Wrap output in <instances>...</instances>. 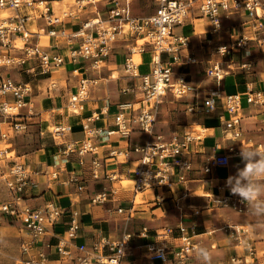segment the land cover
<instances>
[{
	"label": "built area",
	"instance_id": "built-area-1",
	"mask_svg": "<svg viewBox=\"0 0 264 264\" xmlns=\"http://www.w3.org/2000/svg\"><path fill=\"white\" fill-rule=\"evenodd\" d=\"M97 1L72 0L57 9L47 0H0V67L5 66L7 70L18 68L30 74H47L61 66L67 58L74 63L87 62L90 69L98 72L118 38L130 35L133 39H141L137 49L139 53L149 52L150 70L139 76V100L117 103V111L112 115L114 129L95 126L96 114L85 118L81 122L83 137L65 142L63 154L68 156L76 153L80 165L88 159L87 169L91 178L109 181V187L90 197L91 203H104L108 193H115L116 189L124 186L123 181L129 180L135 193L151 191L156 206H161L167 199L163 196L165 192L169 193L167 197L174 198V193L181 185L179 197L174 198L177 205L179 198L187 196L186 185L194 170V158L202 153L203 135L201 131L185 129L180 135L174 134L167 139L161 134H154V122L161 116L159 106L187 98L190 99L189 103L184 102L187 103L188 112H209L219 104L223 110L220 124L224 137L232 141L241 138L242 95L238 92L226 93L223 79L235 70L250 69L252 62L248 58L252 46L264 50V0H154L153 12L142 16L132 14L131 0H109L103 16L96 5ZM90 11L94 12V16H88ZM82 13L87 17L82 19ZM235 13L243 14L246 20L236 30L233 26L230 28L226 41L210 46L212 56L205 74L211 84L201 88L189 80L186 70L180 68L197 61L190 54L182 59L180 51L189 48L190 38L176 32L175 27L182 25L188 18L201 17L208 21L209 33L215 34L222 30L223 19ZM75 20L77 26L73 27ZM42 39H46V42H42ZM206 44L209 45V40ZM221 48L224 50L220 51ZM133 52L131 47L130 54L125 57L124 68L130 76H138V63H134L131 58ZM234 53L239 58L235 59ZM163 54L167 55L166 59H163ZM3 71L0 70V111L11 118V129L19 132L26 128V123L23 119L18 121L16 116L20 115L21 108H29L28 97L32 85L30 81L16 80ZM91 82L92 79L87 77L80 78L76 90L68 98L69 112L77 113L83 108ZM203 91L206 95H203ZM242 94L247 103L264 106V92L261 90L247 86ZM199 96L200 103L196 101ZM107 107L108 103L103 107L104 111ZM7 108L18 111L7 112ZM50 131L55 142L57 138L63 137L61 133L69 131V126L56 125ZM134 131L147 136L146 140L129 144V137ZM2 136L6 137V133ZM114 138H124L126 145L107 144L106 154L100 156L96 141L111 143ZM242 147L233 144L227 147L226 152L210 155L201 165V170L211 174L217 167H227L231 155H240ZM31 172L23 160L13 159L3 174L7 199L0 203V212L11 222H17L28 236L29 240L23 243L24 250L28 247L40 250L36 255H30L26 264L46 263L47 254L42 246L44 237L50 234V228L64 211L69 213L66 232L57 236L52 246L60 259L70 264H121L128 257L141 258L142 261L135 264L170 260L182 262L189 255V250L196 247L188 235L182 233L180 238L186 240V244L177 247L160 246L155 242L135 245L134 233L130 231L123 232L118 238L98 234L89 245L77 243L75 240L81 227L77 209H62L50 199L38 206L25 202L24 190L30 183ZM57 174V170L50 172L54 178ZM80 176L73 172L70 179L76 192L85 187ZM219 188L223 189L224 185L221 184ZM71 201L73 205L75 201ZM209 202L240 214L248 211L240 197L225 192L212 194ZM199 210L193 212L196 214ZM117 211L131 217L134 209L132 205L127 208L119 206ZM225 228L231 232L236 251L226 261L217 264H254L258 253L254 238L251 237L252 231L243 225L226 224ZM145 232L143 228L138 234ZM170 232L168 227H163L157 234L166 237ZM40 243L41 247H37ZM45 246L51 245L46 243ZM136 248L138 251L134 252ZM237 249L242 252L239 253Z\"/></svg>",
	"mask_w": 264,
	"mask_h": 264
},
{
	"label": "crops",
	"instance_id": "crops-1",
	"mask_svg": "<svg viewBox=\"0 0 264 264\" xmlns=\"http://www.w3.org/2000/svg\"><path fill=\"white\" fill-rule=\"evenodd\" d=\"M54 8H61L65 3V0H47ZM70 1V0H69ZM53 2H57L56 4ZM109 0H98L96 5L100 10L101 15H105L104 7L108 5ZM138 1H133V5L137 4ZM107 4V5H106ZM131 12L133 15H147L150 13L144 14L143 11L141 14L138 13V5L134 6L136 9L134 10L136 13L132 11V4H130ZM94 16V12L90 11L88 16ZM102 16V17H103ZM87 17L84 13L81 14V18ZM246 17L241 13L232 14L229 18L223 19L222 25L223 28L219 33L211 34L209 33L210 25L205 18L201 17H192L185 20L182 25L175 27V31L184 35H188L190 38V46L187 49H182L180 54L182 59L187 57L188 54L195 57V63H189L187 65H183L180 68L186 70L188 78L191 82L199 85L201 88H206L211 84V80L205 74V68L209 64V60L211 59L210 49L213 44L224 42L228 39L229 31L232 26L236 30L238 25L243 24L245 22ZM73 27L77 26V21H73ZM132 38L130 35L126 36L123 39ZM121 39L117 40L114 45L111 53L107 57L100 71L90 69L87 62L83 63H74L65 59V62L56 68H53L49 73L44 74L46 76H42V79H48L53 75H56L57 81L53 82V84L49 87L50 90L54 88L55 91L60 93V97H50L43 101H38L35 104L30 103L29 108H24V111H21L22 116H16L17 119H24L26 123V128L28 130H37L39 128V132L43 134L47 125L53 124L54 126H69V131H64L62 134L63 137L57 138L59 142H54L55 145H41L39 147L28 146V148H20L16 149V156L18 158L23 157V161L28 164L29 168L32 170L30 183L26 186L24 190L25 202L31 206L42 205L45 200H52L55 204L59 205L62 209H67L68 207L75 208L79 211V217L81 220V227L78 231L76 242L77 243H85L87 245L91 244L94 237L98 234L107 235L112 238H118L122 235L123 232L128 231V220L131 217H126L125 213H120L117 211L119 206L123 208L130 207L132 205L134 211L135 209V197L136 193L131 188H126L124 186L119 187L115 190V193H108L107 199L102 204H94L90 202V197L95 193L102 191L104 188L109 187V181L106 179L94 180L91 178L88 168V159L85 160L83 165H80L78 162V156L76 153H70L68 156L63 154L64 144L69 139L79 140L83 137V130L81 126V122L87 118L92 116L93 114L98 115V117L94 120L95 126L99 128H108L114 129L112 115L117 111V103L124 101H137L136 96H141L138 93L134 94H125V95H111L110 86L107 85L106 82H100V85H96V81L102 79V74H106L109 78L115 77L113 71H115L116 66L122 67L120 69L121 72H124V60L128 55V51L130 46L122 43ZM209 40V45L206 44V41ZM42 42H46V39H42ZM234 58H239L237 53L233 54ZM141 61L136 66V72L138 76H130L127 80H131L134 85V89H137L140 84V75L148 73L150 70L149 64V52L140 53ZM167 55L163 54V59H166ZM252 62V65L249 70L239 69L235 70L231 73H228L224 76L223 79V89L226 93H240L241 96V130L242 135L240 139L237 140H229L224 137V133L221 127L220 115L223 114V110L221 105H217L216 109L209 112L203 111H195L190 112L191 116L189 117L192 120V123L198 125L201 133L203 135V145L201 147V152L197 154L202 155L206 152L205 160L212 154L219 152H226L227 147L229 145H240L244 146L245 149L248 148H258L264 151V117H262V110H264V106H256L246 102L243 92L246 91V87L250 86L253 89L261 90L264 92V50H260L257 46H252V50L250 52L249 58ZM123 61V63H122ZM147 66L146 71H142L143 66ZM178 67L177 64L174 65ZM10 70H13L10 73ZM6 73L12 78L16 80L22 81H30L24 80L21 77V72L18 68H11L5 70ZM3 71V72H5ZM4 74V73H2ZM14 75V76H13ZM127 76V75H126ZM81 77H87L92 79L90 85L94 84V86H90L92 88L103 87L106 85V93L109 91V95H99L98 97H88L83 101V108L77 113H71L67 110L68 98L71 93L76 90L77 84ZM39 79V80H40ZM108 80V78H106ZM126 79V78H125ZM127 80L124 81L125 86L127 85ZM64 81V84H62ZM31 82V81H30ZM123 87V90L126 89ZM47 90V89H46ZM93 89H91L92 91ZM63 91V93H61ZM49 93L50 91L47 90ZM135 92H138L135 90ZM203 95H206V92L203 91ZM30 97V96H29ZM30 98H28L29 100ZM139 100V99H138ZM187 101L189 103L190 99H183V105L187 106ZM196 101L198 103L201 102V96H199ZM39 103V104H38ZM108 103L107 109H103V107ZM188 112V111H187ZM161 116L158 119L162 118ZM51 131H49L50 133ZM51 135V133H50ZM143 135L134 131L131 133L128 143L139 142L141 141ZM98 145V149L100 151L99 155L103 156L106 154V148L108 145H120L125 146L126 141L124 138H114L111 143H102L100 140L96 141ZM106 144V145H105ZM88 157V156H87ZM16 160V159H14ZM196 156L193 161L194 170L190 174V180L187 183V196L185 198H179L177 205L174 202V198H178L180 192L174 193V198H169L167 195L168 192L164 193V197L170 200H164L161 206H156V202L153 200L154 195L151 191L147 192L148 204H154V208L151 209V212L157 214L158 210L161 213L166 211V206L169 203H172L173 208L169 209V216L172 218L178 214L180 219V223H172L175 227V235L173 239H178L183 235H188L191 242H197V237L202 236L207 233L208 229H217L219 224V219L217 213L218 210L223 209L222 207H217L212 205L209 202V199L212 194L217 193H228L231 194L230 190L225 187V183L227 178L230 175H235L237 168L244 167V163L241 159L240 155H231L230 163L227 167H217L213 169L211 174H206L201 170V165L205 160L202 161L200 166L194 164L196 161ZM112 167V166H111ZM57 170V177H52L50 175L51 171ZM76 172L77 174H81L80 178L84 180L85 187L82 191L76 192L74 184L70 181L72 177V173ZM196 180L199 182L196 186H190V183ZM223 184L224 188L220 189L219 186ZM201 188L203 190L202 195H193L191 194L196 189ZM168 193V194H167ZM200 196V197H199ZM205 198H201V197ZM191 198V199H190ZM74 202L71 205L72 201ZM152 201H150V200ZM188 199V201H187ZM146 200V201H147ZM185 201V202H184ZM193 201V202H191ZM186 203L182 207V203ZM201 204L199 212L203 215H196L198 213H194V210L197 209H189L188 205L193 204ZM179 206V207H178ZM163 208V210H161ZM181 208V209H180ZM188 208V209H186ZM150 212V213H151ZM214 215V217H209V213ZM134 213V212H133ZM140 213L145 214L146 211H141ZM245 216L233 215L231 213H223V220H227L231 222L233 225H239L238 222H246L249 225V229L251 232V237L254 238L255 249L258 253V248L264 249V217H256L251 214L250 211ZM242 213V214H245ZM68 211H64L58 221L50 228V234L44 237L43 245L42 243L38 244L37 247L44 248V251L47 254V261L45 264H70L62 259H60L59 255L54 251L52 243H54L57 239V236H60L62 233L66 232L68 226ZM156 220V216H153ZM197 218L202 219L200 223H197ZM126 220V221H125ZM146 220V221H145ZM167 220H161L160 223L164 224ZM184 224V225H180ZM225 225V224H224ZM223 225V231L218 232V235L221 239V245L218 249L221 250L222 256L216 257L213 259V264L220 263L222 261H226V259L233 254L236 250L234 247V242L232 241L231 232L225 228ZM242 225V224H241ZM161 226V225H160ZM164 226V225H163ZM156 221H149L144 219L140 224L137 223L134 229H131L130 232L134 233L133 243L135 245H143L147 242H155L156 244H161L157 241L158 238L163 237L160 236L159 232L161 229L157 230ZM165 227V226H164ZM143 228L146 229V232L142 235L138 234ZM150 228H154L153 230H157L156 233H151ZM181 229L182 232L179 233ZM21 230V229H20ZM22 231V230H21ZM24 235L25 232H24ZM167 237V236H166ZM165 238V237H163ZM201 238V237H200ZM199 242L196 245H203L207 247L211 252V244L210 240L199 239ZM46 243H49L51 246L46 247ZM165 244V243H164ZM161 246V245H160ZM32 254L36 255L40 252L37 248H31ZM239 253V249H237ZM138 248L134 249V252H137ZM137 256V255H136ZM138 257V256H137ZM30 259V255H29ZM28 259V260H29ZM27 260V261H28ZM134 260L133 264L141 262V258L136 257H128L122 261L121 264H131ZM26 261V262H27ZM25 262V264H26ZM177 262V261H176ZM152 264H182V262L173 263L172 260L166 261L164 263H152ZM186 264H199V261L194 257L191 262H187ZM254 264H264V252L261 254L258 253V259Z\"/></svg>",
	"mask_w": 264,
	"mask_h": 264
},
{
	"label": "rangeland",
	"instance_id": "rangeland-1",
	"mask_svg": "<svg viewBox=\"0 0 264 264\" xmlns=\"http://www.w3.org/2000/svg\"><path fill=\"white\" fill-rule=\"evenodd\" d=\"M66 2H70L72 0H65ZM133 1H138L137 4H135L136 6L138 5L137 9H138V13L137 14H141L142 11L144 14L150 13V11H152L155 8V2L154 0H131L130 4H132V11L134 13H136L134 10L136 9V7H134L135 5H133ZM53 3H57V2H53ZM141 11V13H140ZM122 38H125L124 36H121L120 38H118V40H122ZM122 43H125L127 45H129L130 47H137L138 43L142 42L141 39H123L121 41ZM136 52H138L136 50ZM136 52L131 53V58L133 60L134 63H136ZM129 51H128V55H129ZM123 63V61H122ZM122 67L120 66V69ZM119 69V66H116L115 71H113V74L115 77H108L106 74H104L103 72H101L102 74V79L96 81V85H100V82H106L108 86H110V89L112 90L111 95H125V94H136L138 93L140 95V87L138 86L137 89H134V85L133 82L131 80H127L129 78L127 72L125 71V69L123 70L124 72H121ZM148 68L147 66H143L142 67V71H146ZM1 71H5L7 69H5V66H1L0 67ZM13 70H10V73ZM21 72V77L24 80H30L31 81V85H32V92L30 93V98L29 104H35L38 101H43L45 99H48L49 96L50 97H56L58 96V98L60 97V93L58 91H55L54 88L50 90V86L52 85L51 82L53 81H57L56 79V75H53L52 77L48 78V79H40V78H44L42 76H46L44 74H30L27 72H24L23 70H20ZM8 73V74H10ZM127 75V76H126ZM14 76V75H13ZM108 78V80L106 79ZM126 78V79H125ZM40 79V80H39ZM127 80V88L123 90V87H126L124 84V81ZM62 84H64V81H62ZM94 86V84H92ZM89 85V90L87 93V98L88 97H98L99 95H105L108 94L109 95V91H107L106 93V85L105 88L104 86L98 87V88H92L93 89L91 91L90 86ZM140 85V84H139ZM50 91L49 93L47 92V90ZM135 90H137L138 92H135ZM61 93H63V91H61ZM137 95V94H136ZM5 98H9V96H6ZM140 98V96H136V99L138 100ZM1 99V98H0ZM39 104V103H38ZM183 99H179V100H173V101H169L166 103H163L162 105H160V111H162V118L161 119H157L154 122L153 125V133L154 134H161L163 135V137H165V139L171 137L174 134L180 135L183 130H187V131H201L198 127V125H195L194 123H192V120L189 118L191 116L190 112H187L185 106L183 105ZM137 105V104H136ZM26 109V108H25ZM18 110L15 108H7V112H17ZM21 111H24V108L20 109V116L21 115ZM22 120V119H17ZM24 120V119H23ZM11 118L10 117H6V115H4L1 111H0V203H2L3 201H5L7 199V191L5 188V183H4V178H3V174L6 171V169L8 168V166L12 163L13 159L16 160H23V157L18 158L16 156V149L17 147H20L22 149L24 148H28V146H41V145H48V146H53L54 141L53 138L51 137L49 131L54 129L55 126L53 124L47 125V127L45 128L43 134H41L39 131V128L37 130H28V128H25L22 131L19 132H14L11 129ZM3 133H6V137L2 136ZM147 136L142 137L141 141L146 140ZM57 143L59 142V139H56ZM208 153L205 150V153H203L202 155H196V161L194 162V164H196L197 166H200L202 164V161L205 160L206 155ZM199 182H197L196 180H193L190 183V186H196V184H198ZM122 184L124 185V187L126 188H131V182L129 180H125L122 182ZM147 193L145 192H138L136 193V197H135V209H137L136 211H133V216L132 218H130L127 222H128V231H131V229H134L135 226L141 223V221L144 219H147L151 222L156 221L157 223V230L161 229L162 227H168L171 232L167 235V237L163 238L160 237L157 239L158 242H160L161 246H167L169 248H172L174 246H179L182 243L186 244V240H182L181 238L178 239H173L174 235H175V227L173 226L172 223H180V219L178 217V214L176 216H173L172 218L169 216V209L173 208L172 203H169L166 206V211L164 213H161L160 210H158L157 214H155L154 212H151V209L154 208V204L149 205L148 204V200L147 198L149 196L146 195ZM202 195L203 194V190L201 188L196 189V191H193L191 194V197L193 195ZM200 197V196H199ZM193 198V197H192ZM201 198H205L204 196ZM191 199V198H190ZM147 200V201H146ZM150 200V199H149ZM170 200V199H167ZM152 201V200H150ZM188 201V199H187ZM185 202V201H184ZM182 203V207L187 206L185 205L186 203ZM193 202V201H191ZM193 204V203H192ZM189 209H197V207H200L201 204H193V205H188ZM188 209V208H186ZM141 211H146L145 214L140 213ZM219 212L217 213L218 218L219 219V224H218V228L217 229H208L207 233L202 235V236H198L197 237V242L195 241L194 244L198 243L199 239H203V240H210V244H211V253L213 255V259L216 257H221L222 256V252L219 248V246L222 244L221 243V239L218 235V232L223 231V225L225 224H231V222H228L227 220H223L222 217H224L221 213L223 211V213H231L233 215H239V216H245L247 213L245 214H240V213H236L233 210L227 209V208H223L221 210H218ZM151 212V213H150ZM209 217H214L213 214H211V212H208ZM196 215H203V213L200 214V212ZM153 216H156V220H154V218H151ZM167 220L166 223L161 224L160 221L161 220ZM197 223H200L201 221H203L202 219L197 218ZM126 221V220H125ZM146 221V220H145ZM239 225H243L246 227H249V225H247L246 222H238ZM161 225V226H160ZM164 225V226H163ZM180 225H184V224H180ZM224 225V226H225ZM154 228H150L149 231H151V233H156L157 230H153ZM182 232L181 229L179 230V233ZM186 236V234H185ZM201 237V238H200ZM29 238L27 235H24V232L20 230L19 224L17 222H11L10 219H8L6 217L5 214H3L2 212H0V264H25V262L29 259V255H32V250L30 247H28L27 250H24L23 248V243L28 241ZM165 243V244H164ZM197 246V245H196ZM262 252H264V249L262 248H258V253L261 254ZM195 255H194V251L193 250H189V255L185 258H183L182 264H186L187 262H191L194 259ZM173 263H177L175 260H172Z\"/></svg>",
	"mask_w": 264,
	"mask_h": 264
},
{
	"label": "clouds",
	"instance_id": "clouds-1",
	"mask_svg": "<svg viewBox=\"0 0 264 264\" xmlns=\"http://www.w3.org/2000/svg\"><path fill=\"white\" fill-rule=\"evenodd\" d=\"M240 156L244 167L237 168L235 175L227 178L225 187L240 197L252 215L264 217V151L242 147ZM193 251L199 264H213V255L207 247L197 245Z\"/></svg>",
	"mask_w": 264,
	"mask_h": 264
},
{
	"label": "bare ground",
	"instance_id": "bare-ground-1",
	"mask_svg": "<svg viewBox=\"0 0 264 264\" xmlns=\"http://www.w3.org/2000/svg\"><path fill=\"white\" fill-rule=\"evenodd\" d=\"M130 48H131V47H130ZM130 48H129V49H130ZM132 49L134 50V52H136V50L138 51L137 47H132ZM136 56H137L136 59H135V60H136V63H139V62L141 61L140 53H139V52H136ZM52 82H53V81H52ZM52 82H51V83H52Z\"/></svg>",
	"mask_w": 264,
	"mask_h": 264
}]
</instances>
